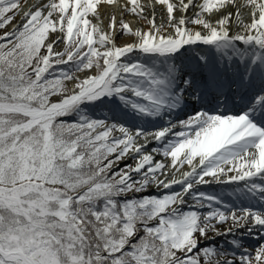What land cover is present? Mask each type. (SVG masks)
Returning a JSON list of instances; mask_svg holds the SVG:
<instances>
[{"label":"snow or ice","instance_id":"snow-or-ice-1","mask_svg":"<svg viewBox=\"0 0 264 264\" xmlns=\"http://www.w3.org/2000/svg\"><path fill=\"white\" fill-rule=\"evenodd\" d=\"M114 4L42 0L0 35V264H264V245L231 259L226 248L201 245L234 229L264 233V211L237 213L196 190L243 182L237 192L264 201V0H149L151 17L127 0L123 9L147 20V31L118 27L114 14L107 31L92 23ZM155 5L164 10L159 25ZM21 11V0H0V30ZM117 31L136 39L117 45ZM109 103L160 127L133 132L89 114ZM196 105L225 111L161 124ZM150 140L162 147L145 151ZM125 157L135 165L113 171ZM186 165L168 179L169 168ZM153 184L180 191L137 198ZM228 245L243 247L235 237Z\"/></svg>","mask_w":264,"mask_h":264},{"label":"rangeland","instance_id":"rangeland-1","mask_svg":"<svg viewBox=\"0 0 264 264\" xmlns=\"http://www.w3.org/2000/svg\"><path fill=\"white\" fill-rule=\"evenodd\" d=\"M23 2H26V3L28 2V8L25 9L24 7H22L24 9H22L20 15L16 16V18L12 21V23L8 27H6L3 30H0V35H2L3 32L10 31L15 25L21 23V17L23 16V12L28 11L29 8L32 5L42 2V0H21V3H23ZM43 2H46V0H43ZM148 2L149 1L140 0V3L144 4V5H146ZM240 2H242V0H240ZM125 4H127V0H116V4H114V5H111V6L104 5V6H102L99 9V12H100V15H101V18H102V23L100 21H97L95 18L90 17V19H92V23L93 24H99L102 29L107 31L108 30V26H109V22H110V17H111L112 14H114L115 15V19H116V24H117L118 27H119L121 21H123L125 23H128L134 31L135 30H143V29H145L144 31H147L148 27H149L147 20L141 19L139 17H128V18L126 17L127 19L122 18L123 17L122 16V8H123L122 6H124ZM155 6H157L158 9L160 10V12L162 14H164V10H163V8L160 5H155ZM228 11H229V9H228ZM241 14L244 15V17H248L247 9H242L241 10ZM211 20L213 22H215L217 20V16L216 15H212L211 16ZM156 24L159 25L160 22H156ZM10 26H13V27L11 29H9ZM171 31L172 30L170 28L167 29V32H171ZM116 36H118L119 38L127 37V36L131 37V39L133 40L132 42H134L135 39H136L134 36L126 35V34L120 32V31L116 32ZM62 48H63V44H60L56 48V50L60 51V50H62ZM133 58H135V55H134ZM140 59L143 60L145 58L143 56H141ZM85 73H88V72H81V73H77L76 75L78 77H80V76L84 75ZM73 83H74L73 81H68L67 82V87H68L69 90H71L73 88ZM110 106L113 107L114 105L113 106L110 105ZM108 107L109 106H106V107H103L102 109H100L101 114H107V112L109 113V108ZM109 123H111V122H109ZM114 135L118 136V133H114ZM161 147L162 146L159 145V147H151V148L153 149V148H161ZM154 154H156V153H154ZM127 158L128 157H125L117 165H115L114 168H113V171H116V170H119V169L123 168L126 164L132 165V163L127 160ZM155 160L156 161H163L165 163L168 162V160L166 158H164L163 156H161V158L158 157ZM185 167L187 168V165ZM167 171L170 174V172H172L173 170L171 168H169ZM182 172L183 171H180L179 173H182ZM172 175L176 177V173H173ZM172 175H170V176H172ZM238 187H241V186L233 185V184H231V185H218V186L217 185H209V186L196 187V190L198 192H204L206 194L216 195V196L220 197L225 204H232V203H237L238 204V203L244 202V201H251V202H254V203H256V201L264 202V201L260 200L259 197H256V198H259V199H256V198H253V197H247V196H244L245 195L244 192H237V188ZM175 188H176V186L172 187L170 189H165L164 191H160V190H158V191H154L153 190L152 191V190H150V188H148L145 193L137 194V197L139 198L140 196L148 195V194H152V195H156V196H162L164 194H170L173 191H180V188L177 189V190ZM189 197H190L188 199V203L189 204L187 203L184 206H181L183 208V210H185V211L189 210L190 206L194 203L193 200H192V197L191 196H189ZM243 208H246V207H243ZM207 210H208V208H207ZM263 234L264 233L260 232L259 229H255L251 234H248L246 232H240L239 235L237 237H235V238L240 240V242H241V239L251 242L253 240H257ZM233 238H234V235L231 234V235L224 236L222 241H212L213 239L211 241L201 240V245L203 246V245L207 244L208 246L218 247V250L220 248H226V249H228V255H229L228 257H232V253L233 252H236V251H242L243 252L244 248H247L248 252L252 253V251L258 246V245H253L252 242L251 243H252L253 246L252 245H245V243L241 242L242 245H243L242 248H231V247H229L228 242L231 241ZM261 243H264V239L262 241H260V244Z\"/></svg>","mask_w":264,"mask_h":264},{"label":"bare ground","instance_id":"bare-ground-1","mask_svg":"<svg viewBox=\"0 0 264 264\" xmlns=\"http://www.w3.org/2000/svg\"><path fill=\"white\" fill-rule=\"evenodd\" d=\"M144 1H149V0H144ZM149 3V2H148ZM148 3L146 4V5H144L145 6V12H144V15L145 16H148V17H151V15H152V12H153V9L151 8V7H149L148 6ZM22 4V7H26L27 5H28V2L26 3V2H23V3H21ZM130 7V6H129ZM229 11H235L234 9H232V8H229ZM192 14H193V10H189V12L187 13V15L188 16H192ZM176 15L177 16H179L180 15V13H176ZM122 18H124V19H127L128 17H137L136 15H134V14H132L130 11H125L123 8H122ZM155 16H156V22H160V24L162 23V17L164 16V14H162L161 12H160V10L158 9V7L157 6H155ZM243 16V18H244V20L245 21H247L248 19H249V17H244V15H242ZM127 17V18H126ZM190 27H191V25H190ZM235 29V22L233 21V30ZM145 29H143V31H144ZM52 38H55V37H52ZM115 40H116V43H117V45H124V44H128V43H132V39H131V37H121V38H119L118 36H115ZM201 47H203V46H201ZM95 73V70L93 69V71H91V72H88V73H85L84 75H82V76H80L79 78L80 79H83L86 75H92V74H94ZM74 84V83H73ZM59 100V97L58 96H54L53 98H52V101L53 102H55V101H58ZM110 105H112L111 103H109V104H107V106H109V107H111ZM113 106V105H112ZM117 114L115 113V117L117 118ZM188 118V117H187ZM178 125V124H177ZM157 126V125H156ZM178 127V126H177ZM176 127V128H177ZM175 128V129H176ZM149 129L150 130H148V131H154L155 129H154V127H153V125L152 126H150L149 127ZM174 129V130H175ZM159 143H157L156 141H154V140H150V142L148 143V145H147V149L145 150V151H147V150H149V148L150 147H159ZM153 154V156H154V159H157L158 157L159 158H161V156L162 155H159V154H154V153H152ZM131 155H133V154H130V156ZM127 160L128 161H130L131 163H132V165L134 166L135 165V163H136V161H134V159H132V158H127ZM168 163V162H167ZM187 170H189L188 169V167L186 168H183L182 170H180V171H187ZM179 171V172H180ZM179 172H170V174H173V173H176V177L175 178H180L181 177V173H179ZM170 174L168 175V179L169 180H171L172 179V177H173V175L172 176H170ZM163 176H161L160 178H162ZM165 177H163V179H164ZM240 183H242L243 184V182H240ZM209 185H223V184H205V185H198V186H196V187H202V186H209ZM176 186V190L177 189H179L180 188V185H174L173 187H175ZM150 188V190H154V191H158L159 190V188H157L156 187V185H152L151 187H149ZM190 197L189 196H186L185 197V200L187 201V203H188V199H189ZM186 203V204H187ZM189 204V203H188ZM228 206H229V208L231 209V210H233V211H236L237 213H240V211H241V209H242V207H244L245 205H243V204H237V203H234V204H227ZM184 206V205H183ZM246 206H248L249 208H254L255 209V211H261V209H262V205H260V204H246ZM186 207V206H185ZM221 207V210H225L224 208H223V206H220ZM209 210V209H208ZM208 210L206 209V208H203V209H201V212H204V213H206V212H208ZM218 227H220L221 228V230L223 231L224 229H226V228H228L229 227V225L228 224H224V225H219ZM233 235H234V237H237L238 235H239V233L240 232H246L244 229H234L233 230ZM247 233V232H246ZM210 235H212L211 233H210ZM223 237L224 236H217V237H214L213 238V240L212 241H222L223 240ZM262 237H264V234L262 235V236H260L257 240H253V241H251L252 243H253V245H258L253 251H252V253H251V255L252 256H254L255 255V251H256V249H258L260 246H262V245H264V243H261L260 244V241H262L264 238H262ZM203 240V239H202ZM243 243H245V244H248V245H252V243L250 242V241H247V240H241ZM252 245V246H253ZM218 248V247H217ZM243 252L242 251H236L235 252V255L237 256V257H239L241 254H242ZM229 256V255H228ZM229 259H231L232 257H228Z\"/></svg>","mask_w":264,"mask_h":264},{"label":"trees","instance_id":"trees-1","mask_svg":"<svg viewBox=\"0 0 264 264\" xmlns=\"http://www.w3.org/2000/svg\"><path fill=\"white\" fill-rule=\"evenodd\" d=\"M62 68H64L65 70H67L68 69V65H64V66H61ZM57 71H59V69H57ZM66 120H68V121H71V119L72 118H65ZM138 198V197H137ZM143 233H141V235H142Z\"/></svg>","mask_w":264,"mask_h":264}]
</instances>
